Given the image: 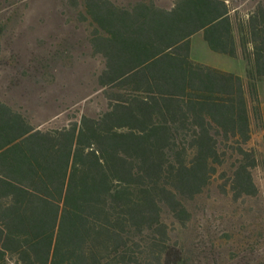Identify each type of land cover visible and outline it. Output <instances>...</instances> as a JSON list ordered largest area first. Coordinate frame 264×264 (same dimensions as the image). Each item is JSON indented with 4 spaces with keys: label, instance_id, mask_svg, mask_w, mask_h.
Masks as SVG:
<instances>
[{
    "label": "trees",
    "instance_id": "16d2710c",
    "mask_svg": "<svg viewBox=\"0 0 264 264\" xmlns=\"http://www.w3.org/2000/svg\"><path fill=\"white\" fill-rule=\"evenodd\" d=\"M79 1L104 60L99 83L124 86L97 116L62 127L0 98V264H184L165 211L186 225L185 202L229 158L234 197L259 191L247 144L262 120L264 5ZM198 32L244 60L245 75L194 60Z\"/></svg>",
    "mask_w": 264,
    "mask_h": 264
},
{
    "label": "rangeland",
    "instance_id": "374dc122",
    "mask_svg": "<svg viewBox=\"0 0 264 264\" xmlns=\"http://www.w3.org/2000/svg\"><path fill=\"white\" fill-rule=\"evenodd\" d=\"M153 1L165 8L173 4V0ZM257 1L235 0L234 5L244 10ZM82 10L79 0H0V98L39 127H62L83 114L97 116L124 86L99 83L104 60L90 44L92 28L80 15ZM191 44L194 59H215L199 35ZM234 64L230 66L238 68ZM261 113L247 144L258 158L251 170L258 194L234 197L227 184L235 160L229 158L210 184L185 202L190 213L186 225L164 212L170 241L181 248L184 264H264L263 90Z\"/></svg>",
    "mask_w": 264,
    "mask_h": 264
},
{
    "label": "crops",
    "instance_id": "0c3cea01",
    "mask_svg": "<svg viewBox=\"0 0 264 264\" xmlns=\"http://www.w3.org/2000/svg\"><path fill=\"white\" fill-rule=\"evenodd\" d=\"M257 2H260L262 5H264V1L263 2L257 1ZM196 35H199L201 37L202 44L209 50V52L211 53V56L215 57V59L213 61H211V62H204V61L196 60V59H194L192 57L194 60H196L198 62H201L203 64H207V65L213 66L215 68L221 69V70L226 71V72L234 73V74L239 75L241 77H243L245 75L246 64H245L244 60H242L240 58L230 57V56H227L225 54L212 51L208 47L207 43L205 42V40L203 38V33L202 32H198L194 36H196ZM194 36H192V38ZM191 47H192V44H191ZM223 63H225V64L223 65ZM233 63H235L236 66H238V68L234 69L232 66H230V64H233ZM260 101H261V91H260Z\"/></svg>",
    "mask_w": 264,
    "mask_h": 264
}]
</instances>
